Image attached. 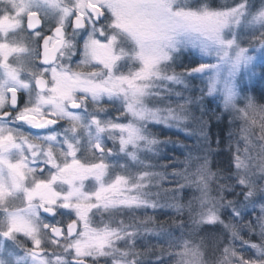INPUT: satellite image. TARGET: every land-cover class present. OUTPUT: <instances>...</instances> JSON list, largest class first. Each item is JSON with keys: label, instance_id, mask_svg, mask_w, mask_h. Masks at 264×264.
<instances>
[{"label": "snow or ice", "instance_id": "1", "mask_svg": "<svg viewBox=\"0 0 264 264\" xmlns=\"http://www.w3.org/2000/svg\"><path fill=\"white\" fill-rule=\"evenodd\" d=\"M257 83L264 0H0V264H264Z\"/></svg>", "mask_w": 264, "mask_h": 264}, {"label": "rangeland", "instance_id": "2", "mask_svg": "<svg viewBox=\"0 0 264 264\" xmlns=\"http://www.w3.org/2000/svg\"><path fill=\"white\" fill-rule=\"evenodd\" d=\"M253 55H259V54H257V53H252ZM257 71H259V68H257L256 69ZM257 88L259 89L260 87H262V86H264V85H261V84H259V83H257ZM170 134H172V135H179L180 136V138L181 139H187L186 137H184V136H182L180 133H170ZM180 166V163H178L177 164V167H179ZM158 179H159V177H158ZM215 184V183H214ZM213 187H214V185H213ZM199 243L201 244V242L199 241ZM215 244H216V239H215V243H214V245H213V249H214V247H215ZM203 245V244H202ZM210 248V247H209ZM212 249V250H213ZM18 253H19V250H16ZM209 252H211L210 250H209ZM7 254V252H5V255ZM19 254H22V253H19ZM129 259H131V258H129ZM144 259H145V262L147 261V256H145L144 257ZM208 264H214V261H212L211 259H209V261H208Z\"/></svg>", "mask_w": 264, "mask_h": 264}, {"label": "trees", "instance_id": "3", "mask_svg": "<svg viewBox=\"0 0 264 264\" xmlns=\"http://www.w3.org/2000/svg\"><path fill=\"white\" fill-rule=\"evenodd\" d=\"M223 179V178H220ZM214 187L216 186V184H213ZM201 244L206 245V250L207 251H212L213 249V245L215 243V238H213L211 235L208 236L207 240H200ZM210 247V248H209Z\"/></svg>", "mask_w": 264, "mask_h": 264}]
</instances>
